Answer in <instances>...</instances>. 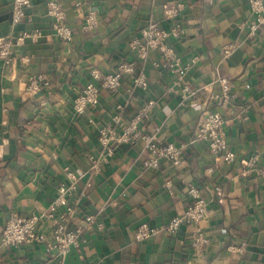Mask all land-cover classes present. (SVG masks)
<instances>
[{
	"label": "crops",
	"instance_id": "1",
	"mask_svg": "<svg viewBox=\"0 0 264 264\" xmlns=\"http://www.w3.org/2000/svg\"><path fill=\"white\" fill-rule=\"evenodd\" d=\"M12 1L0 0V37L11 39L13 57L0 59V233L10 213L26 215L48 205L59 182L69 181V171L75 184L69 194L76 206L73 223L89 214L94 221L61 258L43 242L0 244V264H264V174L240 163L251 153L259 155V164L264 160V28L251 32L249 0H82L80 6L54 0L66 14L71 40L52 31L49 0H31L28 16L17 24L11 22ZM177 2L183 5L174 21L186 31L173 45L183 62L198 56L182 85L175 84L173 72L154 66L157 52L140 57L131 46L149 22L169 28L164 10ZM89 7L98 13V23L86 31ZM23 30L40 33L19 40ZM124 61L145 73L147 87L132 88L124 74L118 90L100 88L97 102L75 113L74 97L95 81L91 70L107 73ZM40 74L48 85L40 82L31 91L30 79ZM216 74L228 78L238 96L227 105L211 100L220 92ZM183 85L197 90L187 96ZM150 101L141 130L175 144L193 137L202 111L218 110L237 159L225 163L204 140L185 146L178 167L163 163L161 169H146L141 140L119 145L103 158L98 127L118 104L126 123ZM93 159L98 168L91 169ZM166 179L173 181L171 189L164 186ZM189 183L211 197L210 216L200 227L208 238L202 250L191 246L190 224L137 240L140 224L162 226L192 203ZM215 185L220 192L214 193Z\"/></svg>",
	"mask_w": 264,
	"mask_h": 264
},
{
	"label": "built area",
	"instance_id": "2",
	"mask_svg": "<svg viewBox=\"0 0 264 264\" xmlns=\"http://www.w3.org/2000/svg\"><path fill=\"white\" fill-rule=\"evenodd\" d=\"M75 4L80 6L82 0H75ZM250 9L253 12V18L249 22L252 33L260 28H264V6L262 0H249ZM31 5V0H13L11 6L12 24L20 23L28 15L27 8ZM183 3L177 2L174 6L166 7L164 12L170 19L169 28L162 27L158 22H149L142 29V38L133 39L131 46L140 57H145L150 51H155L158 57L153 60L155 67L167 68L174 74L175 84L182 85L184 76L192 69L193 64L197 63L198 56H193L190 62H183L180 54L177 52L175 39L185 35V28L182 24L174 21ZM46 13L52 18L51 28L55 34H58L64 40H71L73 31L66 22V14L57 1L49 0L47 2ZM98 23V13L92 8L85 12V20L82 28L86 31L94 28ZM40 32L22 31L19 40L31 34L39 35ZM10 38L0 37V59L5 62L12 61ZM231 45L225 48L226 55L231 50ZM137 65L134 62L120 63L115 69L102 73L92 69L91 73L95 81L88 82L82 91L74 97L73 111L81 114L87 106L94 105L98 98L100 88L116 91L121 85V78L124 74L130 75L132 88H146L148 81L143 71H137ZM48 85L46 77L42 74L33 76L29 81V89L36 90L39 84ZM214 82L220 86L219 93L211 94V100L219 105H227L234 101L238 96L231 90L228 78L216 74ZM181 89L187 96H193L197 89L189 88L187 85L181 86ZM264 90V89H263ZM152 101L139 109L135 115L126 123H123V105L116 106V112L109 121L98 127V139L103 158L114 154L115 147L119 145L133 144L137 140L143 142L145 149L142 165L146 169H161L163 163L178 167L185 156L186 145L194 143L196 140H204L210 151L220 155L225 163L237 159V154L228 145L226 141V130L224 129L225 119L221 112L215 109L202 111L198 118L193 137L186 143H173L159 138L156 131L146 132L141 130V122L147 107ZM259 155L251 153L240 159V163L246 169L254 168L258 175L264 174V160L259 164ZM91 169L98 168L97 160L93 159ZM69 181L62 180L57 187L56 195L50 200L48 205L39 212H31L26 215H20L16 212L10 213L8 220L0 233V244L5 248L25 244L27 242H43L46 249H54L61 258L65 256L71 248L78 246L81 232L89 229L93 224L94 217L85 215L82 219L73 223V216L76 212V206L70 201L69 194L74 190L75 184L72 181L73 173L67 172ZM172 180L166 179L164 186L167 189L172 188ZM214 193L221 191L219 185L212 187ZM187 193L192 198V203L179 215L173 216L162 226L150 225L145 221L138 226L136 230V239L145 240L159 231L176 233L182 224L193 226L194 237L191 246L196 250H202V244L208 242V238L200 230L201 222L210 216L209 204L211 197L204 194L203 190L194 183L188 184ZM20 264H36L27 260Z\"/></svg>",
	"mask_w": 264,
	"mask_h": 264
}]
</instances>
